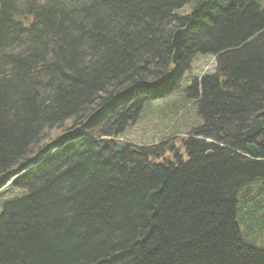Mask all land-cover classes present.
<instances>
[{"label": "trees", "instance_id": "obj_1", "mask_svg": "<svg viewBox=\"0 0 264 264\" xmlns=\"http://www.w3.org/2000/svg\"><path fill=\"white\" fill-rule=\"evenodd\" d=\"M196 55L216 72L187 90L203 120L187 159L166 142L104 148ZM263 110L264 0H0V196L14 176L24 191L2 202L0 264H264L243 238L264 234V133L260 160L244 140Z\"/></svg>", "mask_w": 264, "mask_h": 264}, {"label": "rangeland", "instance_id": "obj_2", "mask_svg": "<svg viewBox=\"0 0 264 264\" xmlns=\"http://www.w3.org/2000/svg\"><path fill=\"white\" fill-rule=\"evenodd\" d=\"M215 67L216 59L212 56L196 55L192 57L189 70L183 75L182 83L180 82L168 96L147 104L136 124L125 129L119 137L112 138L113 141L145 147L158 146L166 142L176 151L168 149L165 159L175 161V154H178L186 160L187 155L181 140L192 129L203 124V120L198 114V104L194 99L188 98L187 90L192 87L194 80L200 79L204 75L214 74ZM57 134H54L53 137H57ZM23 195L24 191L6 185L0 196V213L2 202L17 199ZM258 233L252 230L247 235L243 234V238L249 245L264 249V234L258 235Z\"/></svg>", "mask_w": 264, "mask_h": 264}, {"label": "water", "instance_id": "obj_3", "mask_svg": "<svg viewBox=\"0 0 264 264\" xmlns=\"http://www.w3.org/2000/svg\"><path fill=\"white\" fill-rule=\"evenodd\" d=\"M185 33H186L185 29H179L176 31V33L173 37L172 46L174 49V53H173V57H172V64L175 67H177L179 65V62L181 61L183 54H184ZM98 114H99V111L96 112L95 114H93L91 117H89V119L87 120V123H91L93 120H95V118L97 117ZM263 130H264V110L257 113L251 119V122L249 124V128L244 133V140L247 142L256 141L257 138L261 135ZM79 132H80V128L77 127L71 131H67V132L57 136L56 138L51 140L43 148V151L49 149V151H48L49 153L47 154V157L53 155L55 152H57L60 149L59 146H61L62 143H64L63 146L67 145L68 143H70V141H67V140H69L70 138H73L75 136H78ZM84 138H85L84 136H79V138L74 139V141H78V140L84 139ZM101 140H102L101 142H102L104 148H107V147H109L112 139L103 138ZM97 141H99V140H97ZM116 146H117V152L119 154H122L127 148L126 144H124L122 142L116 143ZM131 151L136 152V150L134 148H131ZM246 151H247L246 157H249L251 159L260 160L258 158L260 155V147L257 146L256 144L248 143ZM44 159H46V158H44ZM44 159H42L37 164L30 166V167H26V164L23 163L19 166L18 169L21 172L24 171L22 174H26L27 172H29L30 170H32L33 168L38 166ZM3 178H4V176L0 177V181Z\"/></svg>", "mask_w": 264, "mask_h": 264}, {"label": "flooded vegetation", "instance_id": "obj_4", "mask_svg": "<svg viewBox=\"0 0 264 264\" xmlns=\"http://www.w3.org/2000/svg\"><path fill=\"white\" fill-rule=\"evenodd\" d=\"M263 133H264V130L262 131L261 134H263ZM261 136H262V135H261ZM261 136H260V137H261ZM260 137H259V138H260ZM249 143H254V144H256V143H258V142H257V141H250ZM258 144H259V143H258Z\"/></svg>", "mask_w": 264, "mask_h": 264}]
</instances>
